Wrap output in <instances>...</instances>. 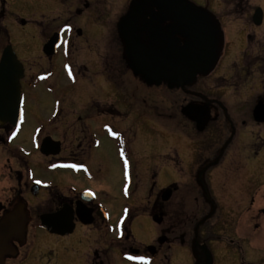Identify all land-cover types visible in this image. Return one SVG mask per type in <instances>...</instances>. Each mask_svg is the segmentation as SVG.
I'll use <instances>...</instances> for the list:
<instances>
[{"label":"flooded vegetation","instance_id":"1","mask_svg":"<svg viewBox=\"0 0 264 264\" xmlns=\"http://www.w3.org/2000/svg\"><path fill=\"white\" fill-rule=\"evenodd\" d=\"M7 1L1 0L0 31L7 44L0 59L5 48L12 46L25 73L21 117L17 124L0 123V220L12 212L25 214L27 229L24 239L9 241L13 251L4 264H47L43 251L51 240L63 244L68 256L57 264H207L204 242L212 236L205 235L204 229L212 227L200 217L209 216L210 180L203 173L227 164L240 169L243 162L237 157L228 160L239 142L243 146L238 150L248 149L247 162L254 158L250 156L254 144L245 142L240 127L246 122L237 116L236 95L235 109L224 99V89L237 82L226 84L215 76V65L230 45L227 21L217 17L210 4L201 7L187 0H124L108 8L98 0L75 5L64 1V9L70 13L74 9L75 15L65 11L55 17L60 23L57 30L45 19H16L17 24L45 38L38 46L27 40L13 46L4 24ZM85 16L88 20L82 19ZM127 18L131 39L147 60L162 61L175 69L186 56H198L211 48L216 57L213 66L184 84L149 81L136 72L127 54L120 30L121 21ZM57 32L62 41L49 55L44 45ZM247 56L243 53L246 68L264 62L257 58L246 64ZM38 88L43 97L36 93ZM29 94L34 95L30 101ZM260 101L264 103V93L256 97L255 104ZM26 107L33 112L25 128ZM106 152L114 168L125 170L124 175L119 173L128 185L136 176L142 186L144 174L151 181L146 195L150 208L144 213L153 226L144 242L134 233L139 214L126 210L116 216L114 204L103 201L114 199L110 184L104 181L109 163ZM181 168L189 170L192 183L195 175L203 183L206 211L201 216L196 213L200 208L189 211L191 225L183 221L184 210L170 201L180 189L179 180L157 187L164 169ZM149 170H154L150 178ZM84 181H93L96 187ZM111 182L115 183V172ZM169 187L173 194L164 200L163 192ZM43 216L51 217V224L63 233L45 227ZM38 248L40 253L35 255Z\"/></svg>","mask_w":264,"mask_h":264},{"label":"rangeland","instance_id":"2","mask_svg":"<svg viewBox=\"0 0 264 264\" xmlns=\"http://www.w3.org/2000/svg\"><path fill=\"white\" fill-rule=\"evenodd\" d=\"M64 1L75 5L77 2L83 3L94 0H8L5 6L6 17L4 24L10 31L9 35H11L13 46H16L18 41L23 40H27L31 45L38 46V43L45 38L42 36V33L32 28H25L17 24L16 19L23 18L26 21H34L35 18L45 19L51 23L53 31L57 30L60 23L54 21V18L63 16L65 11L70 13L67 7L64 9L61 5V2ZM123 1L98 0V2L102 3V6L105 5L107 8L108 5L109 7L110 5L118 7V4L121 5ZM187 1L201 7L210 4L209 9L217 17H223L228 23L227 33L230 45L227 52H224L219 57L215 65L216 75H214L216 77L220 76L219 81L227 82L226 84H230L232 80L237 82L233 84L231 89H224V99L232 104L233 109L238 105L240 110L237 111L239 113L237 116L238 118L241 116L242 121L246 122L243 127L240 126L241 124L238 126L241 127L244 133L245 142H249L248 140H250V143L254 144L250 152V156L254 158L250 162H247L249 152L246 150L248 149L244 147V150H238V147L241 149V146H243L241 142L235 144L237 148H232L228 160H233V156L237 157L238 161L243 162L242 168L240 166L239 169V167L236 168L233 165L227 164L214 170H206L203 173L204 177L207 175L210 180V185L209 187L207 186V194H209L207 202H210L209 204L211 205L207 210L209 211V216L200 217V219L206 220L207 225L210 228L212 227L211 230L209 227L208 229H204L205 235H208V237L212 236L208 242H204L209 258L206 261L208 262L207 264H264V122L256 123L251 115L254 105H256V97L264 93V62H254L248 68L243 64V53L245 52L248 54L245 57V63L249 65L253 61H256L257 58H264V22L259 27L251 23L255 9L259 6L264 9V0ZM239 8L243 9L241 13L237 12ZM73 14L75 15L74 9L69 15ZM82 19L88 20L86 16ZM47 32L45 36L49 34ZM6 44L7 40L0 31V51ZM17 51H19L18 47ZM39 64L44 66L41 61H39ZM230 70L233 71V78L229 77ZM225 72L226 76L222 75ZM36 93L41 97L44 96L43 90L40 88L37 89ZM235 95L237 97L236 106ZM30 96L31 94L28 96V101H30ZM32 112L26 107L25 119L27 123L24 125L25 128L32 118ZM30 135L33 137L34 133L31 132ZM23 136L24 141L26 134L24 133ZM24 147L27 150L29 149L27 145ZM104 152L103 154L105 155ZM4 157L2 158L5 159ZM106 159L109 163L107 164V176H105L104 181L107 185L110 184L112 190L110 191L114 199H109V201L103 199V201L107 204H114L113 208L115 209L114 214L116 216L123 215L126 210H132V215L135 213L139 214L138 220L134 223V233L139 242H144L149 239V232L152 231L151 228L153 226L152 221L144 213L145 209L150 208L146 195L150 190L151 181H146V176L143 173L144 184L142 186H140L142 179L140 177L136 178V176L133 184L128 185L125 180L121 179L119 173L121 172L124 175L126 173L125 170L118 169L117 166L114 168V163H111L109 153H107ZM0 160L2 159L0 158ZM194 171L195 173H199L198 169ZM114 172L115 183H110ZM136 172L140 175L142 174L140 171ZM153 172L154 170L147 172L149 178ZM188 172L189 170L186 168L177 170L164 169V174L161 173L157 180V187L167 182L179 180L180 189L170 201L172 205L174 204L180 210H184L183 221H189L188 214L192 210L200 208L201 211H196L200 216L206 211L201 197L203 183L196 181L197 175H195L196 180L192 183L188 177ZM108 176L110 177V179L108 178L109 180L107 179ZM84 183L85 185L96 187L93 181H84ZM189 186L191 187L189 188ZM193 188L194 190L190 193V190ZM127 192L132 194L131 197H127ZM196 197L198 198L197 200L195 199ZM101 198H103L102 195ZM110 209H112L111 206ZM192 220L190 218L187 224L191 225ZM153 223L156 224L155 222ZM41 232L43 233V231ZM39 253L38 248L34 254L37 255ZM43 253H45L43 261L47 264H57L58 262H64L65 258L68 259L63 244L57 243L55 240H51L47 250L43 251Z\"/></svg>","mask_w":264,"mask_h":264},{"label":"water","instance_id":"3","mask_svg":"<svg viewBox=\"0 0 264 264\" xmlns=\"http://www.w3.org/2000/svg\"><path fill=\"white\" fill-rule=\"evenodd\" d=\"M263 9L258 7L253 14V23L261 25L264 18ZM129 19H123L120 23L121 34L125 40L127 54L132 61V66L136 72L147 77L149 81L161 84L167 81L169 84H184L187 81H194L195 76L201 71H207L216 60L215 54L211 48L205 49L198 56H186L184 62L175 69L161 62L153 63L141 55V51L131 39ZM25 22H23L24 24ZM62 41V35L55 33L44 45V52L52 55L57 51ZM0 60V123L17 124L22 113L21 79L24 77V65L19 60L12 46L5 48ZM182 61V60H181ZM256 123L264 122V103L260 101L253 111ZM173 194V189L168 188L163 192V199L169 200ZM51 217L43 216V225L53 232L63 233L51 224ZM157 221L161 217L155 216ZM88 222L90 220H87ZM27 229V217L25 214L16 212L9 213L0 220V264H4L5 258L12 253L13 248L9 241L12 238L24 239ZM68 231H71L68 230ZM209 260V258H208ZM208 263V262H207Z\"/></svg>","mask_w":264,"mask_h":264},{"label":"snow or ice","instance_id":"4","mask_svg":"<svg viewBox=\"0 0 264 264\" xmlns=\"http://www.w3.org/2000/svg\"><path fill=\"white\" fill-rule=\"evenodd\" d=\"M37 183H39V181H37Z\"/></svg>","mask_w":264,"mask_h":264}]
</instances>
